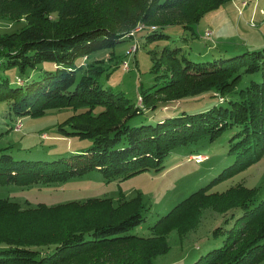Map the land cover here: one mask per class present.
<instances>
[{"label":"trees","instance_id":"16d2710c","mask_svg":"<svg viewBox=\"0 0 264 264\" xmlns=\"http://www.w3.org/2000/svg\"><path fill=\"white\" fill-rule=\"evenodd\" d=\"M227 1L0 0V20L24 22L20 28L0 32V102H7L17 117L71 108L72 114L63 121L71 130L63 126L58 130L92 140L80 153L53 160L14 159L3 153L0 182L60 183L91 170L106 180L126 178L160 167L177 147L202 138L214 141L226 129L239 128L229 140L234 162L157 219L146 236L130 232L145 221L139 194L115 201L91 197L35 206L0 199V264H70L83 257L84 264H153L156 256L169 250L170 231L183 235L205 208L221 213L231 225L221 246L190 264H257L264 258V198L255 203L256 189L244 182L210 191L264 153V51L194 60L179 47H164L158 56L152 55V71L159 81L138 96L137 105L100 83V60L84 63L93 52L112 48L124 37L136 38L139 32L149 41L168 38L163 29L171 25L193 34L206 13ZM139 24L143 30L130 35ZM255 72L262 74L261 81L237 88L243 73ZM16 73L24 77L20 83ZM208 91L221 95L219 101L225 104L155 123H132L145 109L157 111L158 100ZM232 93L236 98L223 101ZM222 230L215 227L213 235Z\"/></svg>","mask_w":264,"mask_h":264},{"label":"rangeland","instance_id":"374dc122","mask_svg":"<svg viewBox=\"0 0 264 264\" xmlns=\"http://www.w3.org/2000/svg\"><path fill=\"white\" fill-rule=\"evenodd\" d=\"M23 24L24 22L0 20V32H9ZM193 30L192 34L190 30L185 31L178 25L167 26L163 31L169 37L152 41L145 40V33L139 32L136 38L124 37L112 48L93 52L84 63L88 66L89 63L100 60L99 64L103 67L99 75L100 83L113 91L122 92L137 105L138 96L159 81L152 71V55L158 56L164 47H179L182 53L194 60L230 57L247 50L264 51V0H228L218 9L206 13ZM134 46L138 47L137 51L133 55L126 54ZM124 60L129 66L128 70L123 67ZM7 74L9 77L13 76L12 72ZM15 76L19 74L16 73ZM20 78L24 79L19 76L18 79ZM252 80L261 81L262 74L243 73L237 88L246 86ZM219 96L221 95L208 91L169 102L158 100L157 111L145 109V114L136 117L132 123H155L159 118L178 115L184 111L199 112L213 105L225 104L219 101ZM229 98H236V94L224 96L223 101ZM71 114V108H56L40 115L26 114L17 117L9 111L7 102H0V155L10 154L14 159L53 160L80 153L92 145V140L62 134L58 130L59 126L71 130L63 123ZM18 118L21 119L22 126L16 131L14 127ZM238 129V126L228 128L214 141L202 138L196 143L177 147L163 158L160 167L153 166L126 178L106 180L101 172L91 170L60 183L20 186L0 182V199L13 200L21 205L28 202L30 206H35L38 202L50 205L91 197H108L115 201L119 198L130 199L139 194L145 208V221L130 232L146 236L149 234V227L157 219L190 193L208 184L224 167L234 162L236 155L228 153L229 140ZM196 154H202L201 162L190 159ZM239 182L256 189L255 203L264 198V153L258 161L232 178L214 185L210 191H223ZM226 215L228 217L229 214ZM230 225L231 223L224 222L221 213L211 208L203 209L198 221L183 235L175 230L170 231L166 237L169 250L156 256L153 264L194 262L200 255L223 244L225 229ZM217 226H222L223 230L213 235ZM86 258L77 259L70 264H84ZM257 264H264V258Z\"/></svg>","mask_w":264,"mask_h":264},{"label":"built area","instance_id":"2783aa9c","mask_svg":"<svg viewBox=\"0 0 264 264\" xmlns=\"http://www.w3.org/2000/svg\"><path fill=\"white\" fill-rule=\"evenodd\" d=\"M245 3H246V1H245ZM144 28V25L141 27V25L139 24L138 26H136L134 29H132L131 31H130V35H135L137 32H139V31H141L142 29ZM136 50V46H134L133 47V50L131 51H128L127 50V52L128 53H133L134 51ZM123 67H124V69L125 70H127L128 69V64H127V62H123ZM17 81L20 83L21 81L17 78ZM21 126H22V122H21V119H17L16 120V125H15V127H14V130H16V131H19V129L21 128ZM190 159H192V160H195L196 162H200V161H202L203 159H202V155H199V154H196V155H193V156H191L190 157Z\"/></svg>","mask_w":264,"mask_h":264}]
</instances>
